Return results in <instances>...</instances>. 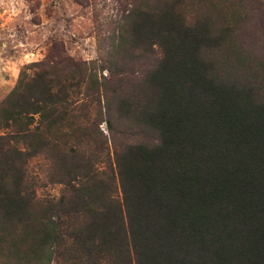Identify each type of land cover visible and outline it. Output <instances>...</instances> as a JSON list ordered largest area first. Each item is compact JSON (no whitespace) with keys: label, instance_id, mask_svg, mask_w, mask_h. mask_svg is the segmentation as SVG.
Here are the masks:
<instances>
[{"label":"trees","instance_id":"16d2710c","mask_svg":"<svg viewBox=\"0 0 264 264\" xmlns=\"http://www.w3.org/2000/svg\"><path fill=\"white\" fill-rule=\"evenodd\" d=\"M151 1L99 59L38 64L0 102L4 264H264V62L236 20Z\"/></svg>","mask_w":264,"mask_h":264},{"label":"rangeland","instance_id":"374dc122","mask_svg":"<svg viewBox=\"0 0 264 264\" xmlns=\"http://www.w3.org/2000/svg\"><path fill=\"white\" fill-rule=\"evenodd\" d=\"M140 1L0 0V102L19 74H31L38 64L62 58L85 63L99 59L122 13ZM183 8L190 20L208 18L216 25L236 20L235 37L241 49L264 62V0H184ZM100 127L109 139L106 126ZM47 167L42 158L29 163L37 200H57L63 191L62 185L47 181Z\"/></svg>","mask_w":264,"mask_h":264}]
</instances>
